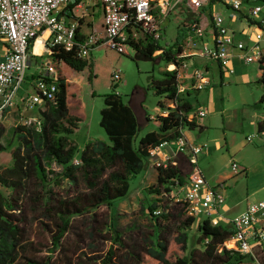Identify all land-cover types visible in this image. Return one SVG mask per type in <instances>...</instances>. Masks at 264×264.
<instances>
[{
  "label": "rangeland",
  "instance_id": "rangeland-1",
  "mask_svg": "<svg viewBox=\"0 0 264 264\" xmlns=\"http://www.w3.org/2000/svg\"><path fill=\"white\" fill-rule=\"evenodd\" d=\"M248 7L247 4L242 7L244 13H247ZM213 14L222 15L233 30L245 28L239 14L221 4L216 3ZM191 16L192 14L175 10L165 23L160 45L172 46L184 23ZM78 17L80 31L84 34L93 27H100L102 23L100 0H91V6L83 8ZM159 54L160 51L156 53ZM133 55L134 53H130V56H123L100 46L92 52L94 76L91 83L87 82L88 70L78 77L79 91L75 98H69L70 101H79L81 106H84L85 119H82L77 131L70 136V140L78 147L77 157L81 156L82 150L89 142L109 141L100 126V119L101 110L104 108V96L112 92V85H117L116 92L136 111L139 122L137 141L159 127L157 117L166 113L159 108V102L164 104L165 109L172 107L164 97L155 94L152 86V81L162 79L163 72L171 71L172 65L161 60L160 56L152 62L134 61ZM47 59L46 49H32L33 67L28 72H35V68ZM211 68L212 86L209 90L212 91H193L190 96L195 109L202 108L206 112V118H197L199 123L204 124L203 130L200 131L199 128L186 130V134L194 139L196 145L204 146V153L198 157V161L199 168L209 184L216 187L220 181L223 182L226 201L222 208V214L225 216L222 223L228 226L230 220L246 210L248 204L264 201V138L258 134L256 128V122L264 115L263 109L257 107L263 94V87L258 83L261 77L258 64L247 65L240 62L233 75L221 73L217 62H212ZM114 72L120 73L119 83H112ZM71 110L77 111L76 107ZM143 111L151 114V119L146 118ZM29 122V118L25 116L15 117L2 132V144L12 142L15 146L17 137L14 130L17 126ZM145 122H149L147 127ZM247 138H251L252 142L248 143ZM10 157L9 151L0 153V167L10 166L12 164ZM159 161L158 157H151L144 171L131 179L130 193L126 199L116 201L112 208L101 206L72 219L71 230L61 240L63 248L67 249L65 254L70 260L78 264H101L108 251L113 249L114 264H139L136 255L144 258L146 264H156L148 257L147 251L150 248V241L155 240L157 232L168 241L170 261L174 262L176 258L182 256L175 241L184 219L179 217L183 206L176 205L175 201L184 193L175 189L172 194L174 198L166 195L150 196V199L160 198L161 207L168 208L166 213L169 219L163 220L158 228L155 227L154 219L144 205L143 191L157 183L156 165ZM233 162L244 164L248 168V176L234 177L231 169ZM181 163L183 174L190 175L192 172L190 165L183 160ZM51 170L60 172L61 168L53 164ZM0 189L5 195L10 193L8 189L2 187ZM34 189L36 192L28 197L30 200L23 210L25 256L39 264L47 262L64 264L61 258L63 254L53 247V239L58 233V228L55 221L47 218L46 209L51 205L58 206L62 200L73 201L79 206L88 205L90 192L80 174L76 181H65L60 188L55 186L50 188L52 191L50 205H44L45 202H42L48 194L42 193L36 187ZM205 219V216L195 219V224L186 230L189 234V249L196 246L199 237L197 227L200 221ZM114 231L121 236L125 248H121L120 244L113 240ZM92 247L98 249L96 254L92 253ZM244 256L246 258L240 264L264 262V246L256 249L254 256ZM18 264L29 263L22 258Z\"/></svg>",
  "mask_w": 264,
  "mask_h": 264
},
{
  "label": "trees",
  "instance_id": "trees-1",
  "mask_svg": "<svg viewBox=\"0 0 264 264\" xmlns=\"http://www.w3.org/2000/svg\"><path fill=\"white\" fill-rule=\"evenodd\" d=\"M80 24V21H79ZM45 31V29H43ZM41 35V33H39ZM38 35V37H39ZM84 36H79L82 41ZM32 41L33 47L35 40ZM184 40L183 31H179L177 40L172 46H161L159 42L147 35L141 36L139 41L133 44L134 61H156L158 56L168 65H172L171 71H164L163 78L153 80L152 86L155 94L164 97L172 104L171 108L164 107L159 102V108L165 111V115L158 116V130L146 133L140 140H136L139 132V122L132 107L126 104L120 94L116 92L117 85H112V92L104 96V108L101 110L100 126L103 128L108 142L95 140L89 142L77 157L78 147L70 140V136L78 129V124L85 119L84 106L79 101L69 100L75 98L79 91L76 78L85 70H88V83L94 76L92 54L89 59H82L78 55L76 47L66 51L62 47L51 49L46 60L50 70L55 71L53 79L48 82L55 83L56 92L52 98H45L40 109L41 124L19 125L14 130L17 144L12 142L2 144V132L0 131V153L9 151L12 164L9 167H0V188L10 191L5 195L0 189V264H18L24 258L29 264H39L26 258V245L23 224L24 207L30 200L28 197L40 190L48 194L42 200L44 205L51 204L50 191L53 186L60 188L65 181H76L77 176L82 175L90 192V203L79 206L73 201L62 200L58 206H50L47 218L55 221L58 233L53 239L54 250L61 252L64 264H78L73 262L65 254L61 240L72 228V219L89 210H96L101 206L113 207L118 200L126 199L130 193V181L136 175L142 173L147 162L151 159V152L162 143L178 141L184 136L186 130L200 131L195 116L196 109L190 98L191 92L178 94L179 85L178 70L184 63V58L179 55L182 52L181 44ZM160 51L159 55H156ZM261 77L258 83L263 87V94L257 104L264 111V60L260 62ZM39 78V76L37 77ZM76 107V112L71 109ZM257 132L264 135V115L256 122ZM79 164L75 165L74 160ZM55 164L61 168L60 172L51 170ZM182 165L172 159L158 162L157 183L144 189V205L149 215L154 219L155 227L161 226L163 220H168L166 213L168 208L161 207V199H150V196L174 198L175 189L183 188L189 175L183 174ZM37 199V198H36ZM78 199V198H77ZM82 201V200H81ZM176 205L183 206L179 217H183L181 231L175 244L181 252L180 257L174 262L170 261V246L168 241L157 232L155 240L150 241L147 251L148 257L156 264H240L246 256L228 251L221 246L230 239L234 230L230 225L222 222L215 225L209 219L198 224L199 237L193 249H189V234L186 232L195 224V219L190 217L186 203L175 201ZM160 211L159 214L155 212ZM183 212V213H182ZM113 240L125 248L121 236L116 232ZM98 249L92 247V253ZM115 252L110 249L101 264H114ZM139 264H146L144 258L136 255ZM46 264H53L47 262ZM259 264H264L261 262Z\"/></svg>",
  "mask_w": 264,
  "mask_h": 264
},
{
  "label": "built area",
  "instance_id": "built-area-1",
  "mask_svg": "<svg viewBox=\"0 0 264 264\" xmlns=\"http://www.w3.org/2000/svg\"><path fill=\"white\" fill-rule=\"evenodd\" d=\"M216 3L238 13L247 23L246 29L233 30L222 15L213 14ZM245 4L249 6L247 13L242 10ZM90 6L91 0H0V40L6 47L5 58L0 62V128L25 81L32 58V41L44 32L43 29L50 33L44 44L48 55L58 46L66 51L76 47L79 57L86 60L93 50L104 46L130 56L134 53L133 44L143 35L160 42L165 23L175 10H180L192 14L182 28L184 40L179 57L184 61L198 57L208 63L217 62L225 73L233 74L235 58L247 65L258 64V67L264 60V0H100L102 23L84 34L80 31L78 13ZM81 35L84 38L78 41ZM39 73L35 93L23 99L28 108L43 105L45 98H52L56 92L53 80L47 81L56 73L49 69L46 61L40 65ZM178 80V94L204 91L211 84L208 71L192 61L180 67ZM119 81L120 73L114 72L112 83ZM195 116L205 118L206 112L199 109ZM25 124L39 128L41 118ZM247 142L251 143L252 139L247 138ZM169 144L162 143L151 156L158 157L161 149ZM173 145L176 154L188 157L192 168L186 185L179 189L184 194L176 201L186 203L188 214L194 219L205 216L215 225L224 222V185L211 186L198 166L204 146L188 141L185 136ZM74 164L78 165L79 160L75 159ZM231 169L234 177L246 174V169L236 162ZM230 226L234 234L221 247L254 256L256 249L264 246V201L248 204L246 210L230 220Z\"/></svg>",
  "mask_w": 264,
  "mask_h": 264
},
{
  "label": "crops",
  "instance_id": "crops-1",
  "mask_svg": "<svg viewBox=\"0 0 264 264\" xmlns=\"http://www.w3.org/2000/svg\"><path fill=\"white\" fill-rule=\"evenodd\" d=\"M208 15V14H207ZM206 15V16H207ZM240 16V15H239ZM240 19H241V16H240ZM241 21L243 22V24L245 25V28H240V29H238V30H236V31H242V30H244V29H246V26H247V23L244 21V20H242L241 19ZM230 23H232V21H230ZM47 31V30H46ZM45 32V31H44ZM44 32L43 33H41V35H39V37L37 38V40H36V42H35V44H34V47H33V49L35 48V50L36 49H41V50H43V49H45L44 48V44H45V42H46V40L49 38V36H50V33H49V35H48V37L47 38H45L44 40H43V45H40L39 43H38V39L40 38V37H42L43 35H44ZM5 52H6V47H5V44L0 40V62L1 61H3L4 60V58H5ZM48 54V53H47ZM49 56V55H48ZM191 61L192 62H194V65H196V66H198V67H200V68H202V69H205V70H207L208 71V76H209V78H210V81H211V76H210V73H211V63H205V62H203V61H201V59H199L198 57H193V58H190V59H186L185 61H184V63H187V64H189V63H191ZM240 62H242L240 59H238V58H235L234 60H233V68H234V73L233 74H235V71H236V68H237V66H238V64L240 63ZM33 67V65H32V62H31V60H30V66H29V68H28V70L30 71L31 70V68ZM39 65L35 68L36 69V71L35 72H31V73H29L28 72V70H27V73H26V77H25V81H24V83L21 85V87L19 88V91H18V93H17V96H16V98H15V103H14V106L12 107V108H10L7 112H6V115H5V119H4V121H3V124H2V126H1V128H0V131L1 132H3V130L7 127V124L9 125L10 123H11V121L14 119L15 120V117L16 118H19V117H27V118H29V120L30 121H32L33 119L34 120H36V119H39V118H41V116H40V109H42V107H43V105H37V106H34V107H27V105L26 104H24L23 103V99L24 98H26V97H28V96H31V95H33L34 93H35V83H36V79H37V77L39 76ZM220 67V66H219ZM258 69H259V67H258ZM191 70H192V68H190L189 69V72H191ZM220 70H221V73L222 72H224L222 69H221V67H220ZM259 71H260V69H259ZM88 74H89V72H88ZM87 74V75H88ZM226 73L224 72V75H225ZM227 74H229V73H227ZM232 74V75H233ZM260 74H261V71H260ZM81 76V75H80ZM77 79H78V77L76 78V82H77ZM87 82H88V78H87ZM186 85H188V84H186ZM212 86V81H211V84L205 89V90H209V88ZM212 91V89L211 90H209L208 92H211ZM190 92H193V90H190ZM201 92V91H200ZM131 107H132V109L134 110V108H133V106L131 105ZM200 109H202V108H200ZM134 112L136 113V111L134 110ZM144 112V114L146 115V118L147 117H151L152 115L151 114H149V113H147V112H145V111H143ZM207 116V115H206ZM145 118V117H144ZM206 118V117H205ZM151 119V118H150ZM145 127H147L148 125H149V122H145ZM199 125L200 126H202L203 125V127H204V124L203 123H199ZM158 130V127H156V129L155 130H152V131H157ZM151 132V131H150ZM184 136L188 139V141H190V142H192V143H195L194 142V139L192 138V137H190L189 135H187L186 134V131L184 132ZM262 136V138H264V135H261ZM227 143V142H226ZM228 146V145H227ZM175 148H176V146L175 145H173V144H169V145H167V146H165V147H163L162 149H161V151H160V154H159V156H158V159L160 160V162H164V161H166V159L167 158H169V159H174V160H176V161H178L181 165H182V160L187 164H189L190 165V163H189V161H188V157L186 156V155H184V154H176V150H175ZM230 147H228V149H229ZM10 160H11V157H10ZM12 162V161H11ZM198 166H199V162H198ZM240 166H242L243 168H245L246 169V174L244 175L245 177L246 176H248V168H246L245 167V165L244 164H242V163H240ZM9 167V166H8ZM190 167H191V165H190ZM192 169V168H191ZM201 170V169H200ZM203 173V172H202ZM233 175V174H232ZM208 181V180H207ZM223 182H219L218 183V185L219 184H222ZM227 212V211H226Z\"/></svg>",
  "mask_w": 264,
  "mask_h": 264
},
{
  "label": "bare ground",
  "instance_id": "bare-ground-1",
  "mask_svg": "<svg viewBox=\"0 0 264 264\" xmlns=\"http://www.w3.org/2000/svg\"><path fill=\"white\" fill-rule=\"evenodd\" d=\"M48 35H49V31L47 30V31L44 32V35L38 39V43H39L40 45H43V40H44L45 38H47Z\"/></svg>",
  "mask_w": 264,
  "mask_h": 264
}]
</instances>
